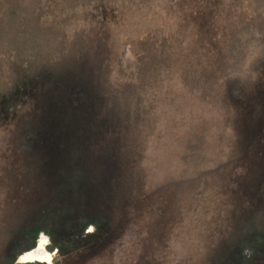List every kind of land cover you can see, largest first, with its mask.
I'll use <instances>...</instances> for the list:
<instances>
[{
	"label": "rangeland",
	"instance_id": "1",
	"mask_svg": "<svg viewBox=\"0 0 264 264\" xmlns=\"http://www.w3.org/2000/svg\"><path fill=\"white\" fill-rule=\"evenodd\" d=\"M42 234L264 264V0H0V264Z\"/></svg>",
	"mask_w": 264,
	"mask_h": 264
},
{
	"label": "bare ground",
	"instance_id": "2",
	"mask_svg": "<svg viewBox=\"0 0 264 264\" xmlns=\"http://www.w3.org/2000/svg\"><path fill=\"white\" fill-rule=\"evenodd\" d=\"M48 237L44 234L40 235L35 249L22 254L19 257V264H51L52 255L46 250Z\"/></svg>",
	"mask_w": 264,
	"mask_h": 264
},
{
	"label": "flooded vegetation",
	"instance_id": "3",
	"mask_svg": "<svg viewBox=\"0 0 264 264\" xmlns=\"http://www.w3.org/2000/svg\"><path fill=\"white\" fill-rule=\"evenodd\" d=\"M35 249V248H34ZM33 250V249H32ZM31 251V250H30Z\"/></svg>",
	"mask_w": 264,
	"mask_h": 264
},
{
	"label": "trees",
	"instance_id": "4",
	"mask_svg": "<svg viewBox=\"0 0 264 264\" xmlns=\"http://www.w3.org/2000/svg\"><path fill=\"white\" fill-rule=\"evenodd\" d=\"M32 250V249H31Z\"/></svg>",
	"mask_w": 264,
	"mask_h": 264
}]
</instances>
